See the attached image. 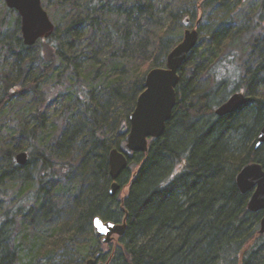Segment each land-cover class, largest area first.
I'll list each match as a JSON object with an SVG mask.
<instances>
[{
    "label": "trees",
    "instance_id": "obj_1",
    "mask_svg": "<svg viewBox=\"0 0 264 264\" xmlns=\"http://www.w3.org/2000/svg\"><path fill=\"white\" fill-rule=\"evenodd\" d=\"M178 1L60 0L57 4L69 16L62 28L31 46L21 35L9 44L15 75L0 65V187L38 159L39 188L35 196H24L17 212L28 214L33 206L50 220L61 212L55 200L61 179L75 173L76 165L89 177L88 183L79 182L69 219L53 230L51 242L44 241L28 264H44L38 259L50 248L48 254L62 250L64 264L88 257L110 258V264H264V234L259 232L263 212L249 211L250 194H242L236 183L245 164L257 161L264 167V144L257 147L264 124V0L248 27L237 26L233 17L242 0H185L194 6L184 11ZM212 4L225 13L224 19L208 39L200 36L181 68L177 104L164 134L150 140L147 152L128 157L129 166L119 178L121 189L111 197L109 153L125 144L147 72L165 66L181 41L169 37L173 26L187 27L186 19L191 26L201 18L202 33L204 8ZM3 6L8 13L15 11ZM238 41L244 42L243 48L234 46ZM31 50L45 56L41 70L23 62L21 52ZM244 54L249 60L239 64ZM190 66L196 71L208 68L216 76L213 87L222 85L223 92L211 88L195 97ZM235 91L251 101L232 114L216 115L214 105ZM68 109H79L80 117L60 136H52L51 148L57 156L78 152L73 169L50 159L41 140ZM12 111L16 130L2 121ZM23 150L29 161L20 166L16 154ZM2 193L0 188L1 198ZM10 213L2 229L16 215ZM96 216L114 222L126 218V232L109 252L94 236ZM1 236L0 264H13Z\"/></svg>",
    "mask_w": 264,
    "mask_h": 264
},
{
    "label": "rangeland",
    "instance_id": "obj_2",
    "mask_svg": "<svg viewBox=\"0 0 264 264\" xmlns=\"http://www.w3.org/2000/svg\"><path fill=\"white\" fill-rule=\"evenodd\" d=\"M60 0H42V5L44 9L47 11L51 21L54 23L56 28H62L68 21L69 16L64 12V7L58 5L57 3ZM5 0H0V65L2 64L1 70L3 68L4 71L12 73L15 75L14 69V58L12 54L8 52L9 44H13V40L17 36H22L21 25L18 26V18L20 17L19 13L15 10L11 13L5 11L4 6ZM262 0H242L239 5L236 4V8L233 11V17L235 19V24L237 26H249L251 23V17L253 16L254 12L260 7ZM178 5L181 6L180 10L182 11L191 9L194 6V3L185 0H179ZM233 4V9H234ZM225 13L216 7V5H208L204 8L203 19H202V28L203 32L200 33L201 39H208V34L214 29L219 27V24L222 23L224 19ZM21 18V17H20ZM195 21L191 24L190 27L194 26ZM186 27H181V25H174L173 29L171 30L169 37L174 38H182L184 34V30ZM245 40V39H244ZM244 42H236L234 46L241 47ZM238 44V45H237ZM231 50V49H230ZM19 51V50H18ZM43 53H39L38 51H23L21 52V58L25 63H31L34 66V70L38 71L44 68L43 60H44ZM248 56L246 54L240 57L239 64H245L247 62ZM248 65V63H247ZM246 67V66H245ZM207 70L198 69L196 71L194 66H190L187 69L188 77H192L191 81V88L194 91L195 97L197 95H201L206 93L207 91L213 88L214 91H218L219 94L223 92V86L213 87L216 83L215 75L208 74ZM218 71V70H216ZM219 71H222L219 69ZM195 72H197L195 74ZM233 72V68H232ZM34 73V72H33ZM218 77L221 75L217 72ZM31 78L33 75L30 76ZM36 80V79H35ZM197 94V95H196ZM3 96V82L0 80V98ZM194 97V98H195ZM218 98H215V101H218ZM75 105V101L72 100L71 106ZM218 105H214V110L217 108ZM79 109H76V112L70 111L64 114V119H59L58 123L55 127H52V131L50 130V136L48 133H44L41 136V140H44L45 143L43 144L45 152L49 156L50 159L57 161L59 167L61 164L65 163L67 168L73 169L72 166L75 167L77 164V160L79 157L78 152L63 154L61 156H57L53 154V148H51V138L54 134L60 136L65 127L73 124L79 117ZM17 116L12 111L11 114L2 117V121L6 122L8 125L11 124L12 128L16 130V123H12V121ZM59 118H61L58 114ZM76 162V163H75ZM69 165V166H68ZM41 164L38 159H34L31 161V164L28 166V169H24L23 171H19L18 178H13L11 180H7L4 184L0 187L3 194V198L0 197V230H5V232L0 233L1 239H3L4 244L8 246V249L11 251V255H13V264H28L32 261L37 254L38 248L41 247V244L44 241L51 242L50 236L54 229L58 228L61 224L65 223L71 214L73 208V199L79 191L80 180L84 179V181L89 180L87 174L81 175V172L78 170V166L76 165L75 173L70 172L68 173V178L66 180H62V186L55 190V200L59 204V208L61 210L58 216L51 218L50 220L46 219L42 212H38L34 209V207H30L28 214H19L17 212L18 207L21 204L24 196L28 193H32L35 196L37 189L39 188L38 182V170ZM84 176V177H83ZM87 181L86 183H88ZM34 209V210H33ZM11 211L15 212L16 215L12 222H9L7 225L1 227L2 220L5 218L6 212ZM119 236H115L114 240L116 241ZM56 239V238H55ZM54 239V240H55ZM113 240V241H114ZM112 241V242H113ZM114 241V243H115ZM111 243H102L104 245L103 250L109 252L110 246L113 244ZM85 246L90 247L89 241H85ZM49 249V248H48ZM49 250H52L50 248ZM49 250L46 253V250L42 251V255L38 260L44 262V264H64L66 258L64 257L62 250L55 251L53 254H48ZM89 258V257H88ZM87 259V258H86ZM85 261V260H84ZM83 261V262H84Z\"/></svg>",
    "mask_w": 264,
    "mask_h": 264
},
{
    "label": "water",
    "instance_id": "obj_3",
    "mask_svg": "<svg viewBox=\"0 0 264 264\" xmlns=\"http://www.w3.org/2000/svg\"><path fill=\"white\" fill-rule=\"evenodd\" d=\"M7 6L16 10L21 17V31L26 45H34L39 39L49 38L55 31L42 0H5ZM199 18L194 27H190V20L184 30L181 41L175 45L166 57L163 67L151 68L144 82V90L138 96L136 106L129 117V129L122 149L113 148L109 153L110 176L112 183L109 188L111 197L116 196L121 184L119 178L129 166V156L137 152H147L151 139L161 137L171 119L177 104V87L180 83V70L188 55L198 45L200 40ZM251 98L244 92L235 91L227 100L222 102L215 113L219 117L232 114L248 104ZM264 144V124L257 135V147ZM16 161L24 166L29 161L27 151L16 154ZM236 183L242 194L249 193L248 209L250 212L262 211L259 232L264 234V167L254 161L245 164L236 175ZM106 229L102 231L101 228ZM126 218L122 222L105 221L96 216L93 220L94 236L102 243H111L115 236H123L126 232ZM111 259L99 260L89 257L82 263L73 264H110Z\"/></svg>",
    "mask_w": 264,
    "mask_h": 264
},
{
    "label": "snow or ice",
    "instance_id": "obj_4",
    "mask_svg": "<svg viewBox=\"0 0 264 264\" xmlns=\"http://www.w3.org/2000/svg\"><path fill=\"white\" fill-rule=\"evenodd\" d=\"M102 231H106V229H104L103 227L101 228Z\"/></svg>",
    "mask_w": 264,
    "mask_h": 264
},
{
    "label": "flooded vegetation",
    "instance_id": "obj_5",
    "mask_svg": "<svg viewBox=\"0 0 264 264\" xmlns=\"http://www.w3.org/2000/svg\"><path fill=\"white\" fill-rule=\"evenodd\" d=\"M259 226H260V224H259Z\"/></svg>",
    "mask_w": 264,
    "mask_h": 264
}]
</instances>
